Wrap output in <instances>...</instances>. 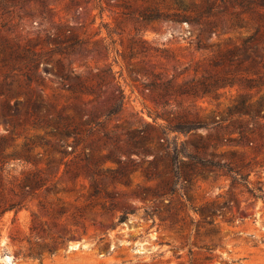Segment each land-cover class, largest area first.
Wrapping results in <instances>:
<instances>
[{
    "label": "rangeland",
    "instance_id": "374dc122",
    "mask_svg": "<svg viewBox=\"0 0 264 264\" xmlns=\"http://www.w3.org/2000/svg\"><path fill=\"white\" fill-rule=\"evenodd\" d=\"M246 1L0 0V264H264V0ZM174 146L225 168L180 154L174 179Z\"/></svg>",
    "mask_w": 264,
    "mask_h": 264
},
{
    "label": "trees",
    "instance_id": "16d2710c",
    "mask_svg": "<svg viewBox=\"0 0 264 264\" xmlns=\"http://www.w3.org/2000/svg\"><path fill=\"white\" fill-rule=\"evenodd\" d=\"M222 1L224 2L225 0H220V2H222ZM253 4L254 3L252 2V0H247L246 2H242V3H240V2L236 3L237 6H239L240 8H242L244 10H250V8L252 7ZM263 6H264V3H263ZM213 9H214L213 6L209 7L208 9H206V11L204 13L207 15H210V14H212ZM139 16L143 20H146V21H150V20L159 18V17H157V14L153 10H145L144 12H141L139 14ZM166 18H172L170 20H172L174 22H178V23L179 22H193L195 24H199L197 19L188 20L184 15H179V14L171 15V17H166ZM251 40L254 42L253 38H251ZM250 44H251V42H249V40L246 39L243 41L240 48H234L232 50H229L223 56L226 64H228L229 67L233 68L234 70L238 69L241 61L238 58L237 54L239 52H242L245 55V57H247V48L250 47ZM26 53H27V57L22 62V64H23L24 68L27 69V71L33 72L34 69H36L40 66L41 57H40L39 53H36L31 49H26ZM212 64L215 66L216 62L213 61ZM226 76L227 75L212 76V77L202 76L197 81L192 80L191 82H188L185 84L188 89H187V91H184V93L204 96L205 94H208L211 91H213L219 87H223V86L228 85V84L231 85L235 82V77L233 75H231L230 77H226ZM69 89L71 90L72 93H76V89H74V88H69ZM244 102L245 101L243 100V98L239 101L240 106L237 107V110L240 114H244V113H242L244 110ZM122 104H123V99L119 98L115 102V104L111 107V109L107 112L106 116H111V115L117 113L121 109ZM28 114H29V112H28ZM256 116L257 115H254L253 119ZM5 119L9 123L11 129L15 126V124L18 120L17 117L11 113V109L9 106L6 110ZM173 130L178 131L179 129H176L175 127H173ZM73 133L76 134V132H73ZM180 154L185 155V157L188 159V161H190V163L192 165H199V166L208 167V168H225L224 165H221L220 163H216L212 160L198 158V157H196V155H193V154L186 152L185 149L183 152H179L177 150V148L174 146L172 149L171 156H170L171 166H172V176L174 179H181L182 178L184 180H190V176H191L189 174L180 175L177 172L178 163H179L178 157L180 156ZM226 170L230 174L233 173V171L227 167H226ZM245 184H247V181ZM261 198L264 199V192L262 193ZM14 208H15V206L9 205L8 207H4L2 212H5L7 210H11Z\"/></svg>",
    "mask_w": 264,
    "mask_h": 264
},
{
    "label": "bare ground",
    "instance_id": "6f19581e",
    "mask_svg": "<svg viewBox=\"0 0 264 264\" xmlns=\"http://www.w3.org/2000/svg\"><path fill=\"white\" fill-rule=\"evenodd\" d=\"M76 247H77V244H74V245H73V248H76Z\"/></svg>",
    "mask_w": 264,
    "mask_h": 264
}]
</instances>
